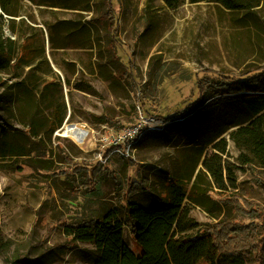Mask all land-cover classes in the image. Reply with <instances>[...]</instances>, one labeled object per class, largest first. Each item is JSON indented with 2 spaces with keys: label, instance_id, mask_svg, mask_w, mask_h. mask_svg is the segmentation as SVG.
I'll return each mask as SVG.
<instances>
[{
  "label": "rangeland",
  "instance_id": "374dc122",
  "mask_svg": "<svg viewBox=\"0 0 264 264\" xmlns=\"http://www.w3.org/2000/svg\"><path fill=\"white\" fill-rule=\"evenodd\" d=\"M108 1L15 0L14 16L0 10V122L16 152L27 154L0 156V264H93L94 245L72 243L63 228H54L62 219L122 213L130 200L154 205L171 179L186 183L193 174V183L199 173L207 195L203 207L189 203V210L200 228L252 223L237 207L245 203L261 212L254 222L264 228V167L233 143L236 127L209 143L214 120L205 117L230 122L241 109L230 102L214 111L198 88L216 83L218 74L241 79L264 67V0L237 10L213 1L169 8L163 0H113L115 33L105 17ZM113 49L134 80L116 75ZM202 97L207 108L196 110L198 128L162 120ZM64 105V124L51 133L52 112ZM138 124L144 130L132 158L114 155L102 164L98 155L109 152L99 139L102 126L121 131ZM73 125L84 128L82 146L65 135ZM223 138L225 151H215ZM206 157L222 170L224 186L203 167ZM74 164L101 168L99 194L78 187V175L75 185ZM145 179L149 192L127 200L128 182ZM22 256L29 263L16 262Z\"/></svg>",
  "mask_w": 264,
  "mask_h": 264
},
{
  "label": "trees",
  "instance_id": "16d2710c",
  "mask_svg": "<svg viewBox=\"0 0 264 264\" xmlns=\"http://www.w3.org/2000/svg\"><path fill=\"white\" fill-rule=\"evenodd\" d=\"M163 1L169 8H177L183 0ZM208 1L218 2L228 9L237 10L247 7L242 3L248 0H190V3ZM14 2L15 0H0L1 10L7 15L14 16L16 14V10L12 8ZM106 9L105 17L109 20L108 30L110 33H115L116 29H113L112 25L113 0L108 1ZM109 62L119 79L128 82L134 80L132 75L127 71L124 72V66L119 62L114 49L110 51ZM255 71H258L256 75L241 79L218 74L220 79L216 83L208 85L199 83L198 88L203 97L207 96L208 100H211L209 107L214 108V111L230 102L237 103L241 109L238 120L233 118L230 122L221 120L225 118L223 115L222 117L214 113L211 117L206 115V120L212 117V121L214 120L208 129V135H211L210 145L228 129L236 127L230 136L233 143L238 149L251 153L257 164L264 167V67ZM203 97L196 103H191L184 111H177L176 118L167 120L162 118V120L164 123L177 121L172 124L189 121L190 127L198 128L202 120L199 115L197 116L196 110L207 108V105L204 106V100L202 101ZM65 117V105L63 111L52 112L51 133L63 126ZM178 120L184 121L178 122ZM31 128L33 134L37 136L34 126ZM5 131L0 122L2 149L0 156L3 158L26 156L24 152H16L8 134H4ZM224 142L223 138L215 143L214 150L224 152L225 147L221 146ZM216 155L217 153L214 157H217ZM98 167L90 169L74 164L72 181L77 185L75 176L78 175L80 178L78 187L81 186V189L89 195L99 194L96 180L102 170ZM203 167L212 175L219 187L224 186L222 170L220 171L219 168L218 171L214 168L209 163V158H205ZM192 179L193 174L186 183L183 179H171L168 189L158 197L154 205L146 206L130 200L121 204L122 213L116 210L105 216L90 217L74 223L62 219L54 228H63L73 237L72 243L94 245L98 254L92 260L93 264H264V228L262 230V225L254 222V219L262 217L261 212L248 203L240 204L237 205L238 209L249 215L253 219L252 223L246 224L237 219L224 220L215 224L212 229H202L191 217L189 203L203 207L207 194L201 192L199 185L202 174H197L193 183ZM148 185L146 179L142 182L129 181L127 200L137 193L149 192ZM185 200H188V205L184 206ZM132 242L138 249L131 247ZM16 262L29 263L24 256L18 258Z\"/></svg>",
  "mask_w": 264,
  "mask_h": 264
},
{
  "label": "built area",
  "instance_id": "2783aa9c",
  "mask_svg": "<svg viewBox=\"0 0 264 264\" xmlns=\"http://www.w3.org/2000/svg\"><path fill=\"white\" fill-rule=\"evenodd\" d=\"M143 130L142 124L121 131H116L108 125H103L99 132V139L103 144V149L108 147L107 150L109 152L106 155L100 153L98 155L99 161L104 164L114 155L132 158L135 145L140 141Z\"/></svg>",
  "mask_w": 264,
  "mask_h": 264
},
{
  "label": "bare ground",
  "instance_id": "6f19581e",
  "mask_svg": "<svg viewBox=\"0 0 264 264\" xmlns=\"http://www.w3.org/2000/svg\"><path fill=\"white\" fill-rule=\"evenodd\" d=\"M65 135L75 140L81 146L85 143V132L82 125H73L67 127Z\"/></svg>",
  "mask_w": 264,
  "mask_h": 264
},
{
  "label": "water",
  "instance_id": "95a60500",
  "mask_svg": "<svg viewBox=\"0 0 264 264\" xmlns=\"http://www.w3.org/2000/svg\"><path fill=\"white\" fill-rule=\"evenodd\" d=\"M0 10H1V7H0Z\"/></svg>",
  "mask_w": 264,
  "mask_h": 264
}]
</instances>
